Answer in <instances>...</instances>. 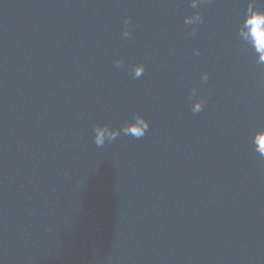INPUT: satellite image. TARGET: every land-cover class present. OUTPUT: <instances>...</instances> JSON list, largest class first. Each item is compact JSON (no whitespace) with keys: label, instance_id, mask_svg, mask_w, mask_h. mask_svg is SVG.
Returning a JSON list of instances; mask_svg holds the SVG:
<instances>
[{"label":"water","instance_id":"obj_1","mask_svg":"<svg viewBox=\"0 0 264 264\" xmlns=\"http://www.w3.org/2000/svg\"><path fill=\"white\" fill-rule=\"evenodd\" d=\"M257 13L0 0V264H264Z\"/></svg>","mask_w":264,"mask_h":264},{"label":"clouds","instance_id":"obj_2","mask_svg":"<svg viewBox=\"0 0 264 264\" xmlns=\"http://www.w3.org/2000/svg\"><path fill=\"white\" fill-rule=\"evenodd\" d=\"M257 15H264V13H257ZM188 19L190 20L191 18L189 17ZM125 35H128V33L125 32ZM204 79H205V80L208 79L207 75L204 76Z\"/></svg>","mask_w":264,"mask_h":264}]
</instances>
